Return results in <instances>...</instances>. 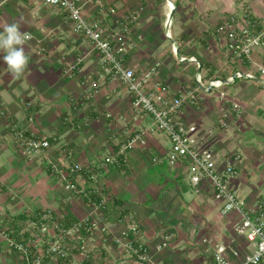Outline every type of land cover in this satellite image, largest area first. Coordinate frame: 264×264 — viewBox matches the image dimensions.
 <instances>
[{
    "label": "crops",
    "instance_id": "obj_1",
    "mask_svg": "<svg viewBox=\"0 0 264 264\" xmlns=\"http://www.w3.org/2000/svg\"><path fill=\"white\" fill-rule=\"evenodd\" d=\"M249 2L257 29L264 31V0H102V5L88 1L84 13L91 21L101 20L109 34L119 31L124 14H137L125 64L142 75L159 63L154 82L169 84L178 95L197 92L199 101L183 107L185 119L197 126L201 146L215 152L219 166L227 155L241 154L232 187L246 207L256 208L264 202V84L258 77L228 80L237 70L250 67H238L226 38L217 32L232 12L242 15ZM171 4L175 10L170 18ZM13 22H19L31 39L25 44L29 66L21 77L14 78L0 60V106L10 116L0 119L2 229L26 241L29 236L22 230L47 210L65 227L86 218L87 202L66 192L51 169L52 163L64 168L78 162L91 164L104 180L107 221L136 219L140 232L130 237L135 244H144L157 263L216 264L214 253L221 244L228 247L233 264L254 252V245L235 232L239 215H222L221 203L207 183L194 187L186 163L168 162V136L154 129L149 114L135 111L121 82L108 80L99 54L90 42H82L63 9L43 0H14L1 12L0 30ZM255 56L262 59L263 53ZM213 79L224 85L211 88ZM95 84L98 93H93ZM28 101L36 106L30 130L51 141L50 148L32 159L24 157L9 131L11 122L23 127L28 118L23 103ZM234 104L239 105V114ZM223 120L228 128L222 126ZM141 133L146 143L127 152L128 163L103 165L105 158L116 156L120 145ZM79 183L94 185L88 175ZM121 228L103 235L82 231L83 240L70 243L75 258L52 263L141 264L114 243ZM164 241L168 246L158 251ZM22 262L0 237V264Z\"/></svg>",
    "mask_w": 264,
    "mask_h": 264
},
{
    "label": "built area",
    "instance_id": "obj_2",
    "mask_svg": "<svg viewBox=\"0 0 264 264\" xmlns=\"http://www.w3.org/2000/svg\"><path fill=\"white\" fill-rule=\"evenodd\" d=\"M14 0H0V15L6 5ZM45 4L56 6L66 12L74 32L79 35L83 43H91L93 49L100 56L104 75L110 82H121L132 97L133 108L138 114H149L153 119L154 129L165 133L171 141V149L167 154L168 162L175 166L186 163L192 185L196 188L207 183L213 190L215 199L221 203V214L228 216L237 213L240 217L235 227L239 236H244L255 247L253 253L239 256L238 264H264V202L256 208H249L241 201L232 181L238 174L241 162L240 153H231L225 157L222 165H218L215 152L201 146L196 125L189 123L183 114V107L188 103L198 102L200 97L195 90L184 94H176L173 88L160 81L154 82L159 63L150 67L142 75L125 64V55L129 46V32L131 26L138 21L137 14H124L119 22V31L109 34L101 20H89L84 13L88 1H97L102 5V0H43ZM251 3H245L243 14L232 12L222 26L217 29L227 41V49L238 67H250V70L239 69L228 80L236 78L255 80L262 79L264 84V31L257 29L256 19L253 17ZM111 9V13H115ZM171 25V20H168ZM176 50V48H175ZM263 53L262 59H256L257 52ZM83 58L78 59L81 62ZM184 61L185 58H180ZM193 62L200 65L197 59ZM202 84V78L196 77ZM224 85L221 79L210 81L211 88H220ZM93 93H98V85H94ZM208 91V88L206 89ZM89 93V91H88ZM89 95H92L90 91ZM28 112V118L23 127L15 122L9 124V131L14 143L19 147L24 157L32 159L41 152L51 147V141L45 136L30 130L36 118V106L28 101L23 103ZM234 109L239 114V105L234 104ZM8 111L0 106V119L8 120ZM222 126L228 128L227 121H222ZM142 134H137L126 143L120 145L116 156L105 158L103 165L128 163V151L144 145L146 142ZM123 157L122 159H120ZM156 159H154L155 161ZM51 169L63 184L66 192L87 202L90 212L83 220L76 222L71 227H65L61 221L55 219L50 210L44 212L37 221H31L22 230L27 233V240H17L11 231L0 227V237H3L8 246L22 258L21 264H55V259L68 262L75 258L70 253L71 240H83L82 231L88 234L99 232L102 235L109 233L122 225L118 235L114 236V243L132 256L141 264H159L154 260L149 249L141 243L135 244L131 234H139V222L133 217H120L113 222H108L106 217L108 197L105 196V183L99 172L91 164L73 163L70 166L60 167L55 163ZM83 175H88L91 183L97 184L85 187L79 183ZM96 197V198H95ZM106 240V239H105ZM207 241V240H206ZM168 246L164 241L157 246L161 251ZM228 247L224 244L217 245L214 253L216 264H233L227 257Z\"/></svg>",
    "mask_w": 264,
    "mask_h": 264
},
{
    "label": "clouds",
    "instance_id": "obj_3",
    "mask_svg": "<svg viewBox=\"0 0 264 264\" xmlns=\"http://www.w3.org/2000/svg\"><path fill=\"white\" fill-rule=\"evenodd\" d=\"M29 39L30 34L21 31L19 22L5 24L0 30V60L14 78L21 77L28 69L29 56L25 44Z\"/></svg>",
    "mask_w": 264,
    "mask_h": 264
},
{
    "label": "water",
    "instance_id": "obj_4",
    "mask_svg": "<svg viewBox=\"0 0 264 264\" xmlns=\"http://www.w3.org/2000/svg\"><path fill=\"white\" fill-rule=\"evenodd\" d=\"M174 10H175V7L172 9V13L170 15V18L173 16ZM170 18H169V20H170Z\"/></svg>",
    "mask_w": 264,
    "mask_h": 264
},
{
    "label": "bare ground",
    "instance_id": "obj_5",
    "mask_svg": "<svg viewBox=\"0 0 264 264\" xmlns=\"http://www.w3.org/2000/svg\"><path fill=\"white\" fill-rule=\"evenodd\" d=\"M171 7H172V9L174 8V5L173 4H171Z\"/></svg>",
    "mask_w": 264,
    "mask_h": 264
},
{
    "label": "rangeland",
    "instance_id": "obj_6",
    "mask_svg": "<svg viewBox=\"0 0 264 264\" xmlns=\"http://www.w3.org/2000/svg\"><path fill=\"white\" fill-rule=\"evenodd\" d=\"M170 46V44H168Z\"/></svg>",
    "mask_w": 264,
    "mask_h": 264
}]
</instances>
